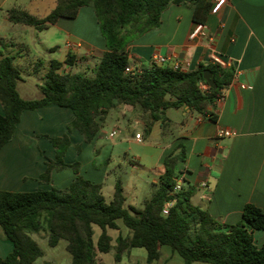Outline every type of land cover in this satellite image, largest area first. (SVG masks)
<instances>
[{"label":"trees","instance_id":"16d2710c","mask_svg":"<svg viewBox=\"0 0 264 264\" xmlns=\"http://www.w3.org/2000/svg\"><path fill=\"white\" fill-rule=\"evenodd\" d=\"M186 5L193 9L194 22L205 23L212 8L211 0H55L49 14L39 17L25 8L12 7L8 19L16 23L47 28L59 18L74 19L83 6L94 9L105 38L106 50L93 68L61 71L64 63L74 66L77 56L69 52L64 62L52 59L40 86L43 96L23 98L17 88L21 78L14 56L0 50V150L14 136L23 111L47 104L68 107L74 118L68 129H77L86 142H92L100 129V119L117 104L139 107L151 122L162 120L170 108L188 106L203 116L216 119L210 107L223 97L224 90L234 80L233 65L221 66L209 62L195 69L182 70L173 65L153 62L138 67L129 55V44L144 32L161 23V15L170 5ZM43 65H34L38 73ZM131 67V71L126 68ZM210 69L216 83L213 88L203 77ZM206 83V90L200 83ZM56 159L47 158V169L41 180L48 182L54 170L71 168L75 178L66 188L52 187L33 191L0 189V235L13 244L0 264H34L45 250L34 238L40 234L48 244L57 246L66 240L72 264H102L100 253L114 249L120 262L125 253L135 247L147 251V264H155L162 256L161 247L168 245L177 252L184 264H264V245L254 240L255 230L264 229V210L253 203L245 204L242 219L227 223L215 218L207 209L194 205L192 188L176 189L178 163L185 159L180 144L164 159L165 171L159 176L157 188L142 207L126 204L120 178L108 200L102 183L80 174L78 161L66 163L64 156L71 146L68 134L49 136ZM78 151L80 146L77 145ZM174 201L168 213L164 207ZM121 219L131 231L119 234L116 244L108 229H118ZM94 226L101 228L97 239Z\"/></svg>","mask_w":264,"mask_h":264},{"label":"crops","instance_id":"0c3cea01","mask_svg":"<svg viewBox=\"0 0 264 264\" xmlns=\"http://www.w3.org/2000/svg\"><path fill=\"white\" fill-rule=\"evenodd\" d=\"M211 1L213 3L214 0ZM52 6H55V0H0V50L4 55L14 56V63L21 71L17 88L25 99L43 96L40 88L43 76L50 61L56 59L60 43H64L65 56L59 61L64 62L71 52L77 56L75 65H78L82 59L80 55L85 54L83 57H88L86 68L96 66L106 50L105 38L100 33V25L91 6H83L74 19L61 17L42 30L8 19V10L12 7L25 8L34 15L44 17L43 13H39L40 10L43 7L48 10ZM84 13L96 23L93 26L94 35L78 30L76 21ZM193 16V9L186 5H170L163 11L158 27L130 42L129 55L134 65H147L152 62L154 53H160L169 57L166 64L190 61V69H195L199 64L209 63L212 53L217 52L234 66V80L225 88L223 97L210 107L216 119L184 106L170 108L175 112L168 109L164 119L151 122L149 115L140 112L137 107H126L123 104L113 107H122L119 114L123 119L130 117L135 123L144 126L143 133L130 131L131 138L127 140L129 151L133 152L131 143H139L135 138L137 133L142 134L143 141L148 134L150 138L157 131L161 135L155 142L158 152L153 163L149 162L150 156L147 154L138 155L133 152L130 158L126 153L135 169L137 162L139 165L142 162V173H153L152 187L145 189L134 175L128 177L127 181L121 178V181L126 204L142 207L144 201L156 190L159 176L165 171V157L183 144L185 159L178 163L177 182L180 187L192 188L190 201L194 205L207 209L220 221L237 223L242 219L243 208L247 203H253L264 210V0H227L218 13L210 12L205 23L214 36L212 44L202 39L189 38L195 24ZM68 43H80L81 46L72 49L67 46ZM41 59L42 68L36 73L34 65ZM74 66L64 63L60 70L79 71ZM110 111L100 119V129L91 144L85 141L77 129H68V123L74 118V112L68 107L47 104L23 111L13 138L0 150V189L33 191L69 186L76 175L67 168L54 170L48 182L41 180V174L47 169V158L56 159V150L44 135L55 137L68 134L71 146L64 161L73 163L80 159V173L87 171V179L102 183L104 195L109 200L114 193L115 183L108 184L107 176L101 175L96 169L91 171L89 163L92 158L85 163L84 157L100 136L109 135L113 138L118 131L123 130L120 126H114L110 132L104 130ZM220 129L235 133L218 137ZM113 130H116V134L112 136ZM122 141L116 145L123 147ZM77 145H81V151H78ZM147 145L153 144L149 142ZM114 151L115 146L112 148ZM118 224L119 228L113 229L118 231L117 236L114 237L108 229L113 244H116L119 234L128 235L131 232L129 230L124 233L121 224ZM254 240L258 246L264 245V229L255 230ZM12 249V242L0 235V257L6 256ZM133 249L125 253L116 264H122L125 255L130 258ZM161 250L159 261L171 264L169 260L175 259L176 264H184L183 258L170 246L163 245ZM102 254H99V258L104 264Z\"/></svg>","mask_w":264,"mask_h":264},{"label":"rangeland","instance_id":"374dc122","mask_svg":"<svg viewBox=\"0 0 264 264\" xmlns=\"http://www.w3.org/2000/svg\"><path fill=\"white\" fill-rule=\"evenodd\" d=\"M44 8L46 7H43L39 13H43V15L46 16L47 14L51 12L54 6H52L48 10H44ZM76 23H77V27L79 31L86 32V33H92L93 35L95 34L93 30V26L96 23H94V21L90 18V16L87 13H84L83 15H81V17L77 19ZM100 33H101V29H100ZM60 47H59L60 49L58 48L56 51V54H55L56 59H62L65 56L63 42L60 43ZM82 52H84V50H82ZM80 56H82L81 57L82 59H80L81 61L78 62V65L74 66L75 70H77V68L79 70L86 69V65H88V62L86 61L88 57L84 58L83 56H85V54H81ZM91 64H94V63H91ZM123 106L127 107L128 105L123 104ZM136 109L142 112V110L139 107H137ZM121 110H122V107L111 109L107 117V121L104 125V130L107 132H110L114 126H120L123 128V130L118 131V133L113 138L109 137V135L100 136V138H98V140L95 143H92L91 145L92 150H89L88 152L85 153L84 161L86 163V161H90V159L92 158L91 163H89L90 170L92 171L96 169V171H99L101 175L107 176L108 184L115 183V181L118 178L120 179L124 178L127 181L129 179L128 177L134 175V178L137 180V182L138 181L142 182L143 187L145 189H149L152 187L153 173L152 174L142 173L143 172L142 169H144L142 167V164H143L142 162H140V165H139V162H137L138 164H136L137 167L135 169L133 167L134 165L129 162V158H127L129 156H127L126 153L128 152V154L130 155V158L133 152L137 153L138 155L147 154L148 156H150L149 162L153 163L156 159V152H158V147L155 145L156 144L155 142L158 141V139H160L161 135L157 131V132H154L150 138L148 134L143 142L138 141L139 143H131L134 148H133V152L129 151L127 149L128 147L127 140H130L131 138V136L129 135L130 131L132 132L138 131V132L143 133L144 126L142 124L135 123V120L131 119L130 117L128 119H123L119 114ZM170 112H175V111L174 109H170ZM128 121L130 122L128 123ZM120 141L123 142V147H118L116 145V143L118 144L120 143ZM149 142L152 143L153 145L152 146L147 145V143ZM88 143L91 144V142H88ZM79 146H80L79 151H81V145ZM114 146H115V151L112 152V148ZM111 152H112V157H111ZM110 158L111 160H109ZM77 161L80 163L79 165V171H80V169L82 168L81 167L82 161L80 159H78ZM67 169H71V168H67ZM86 172H83V174L81 173L80 174L86 178V175H87ZM118 222L121 224L123 232L127 233V231H129V228L124 225L121 219H119ZM100 231H101V228L99 226H95L94 238L98 237V235L100 234ZM109 232L114 237L117 236L118 234V231L113 230V229H110ZM34 236H35L34 238L41 244V246L45 250V255L38 258L34 264H46V263L48 264L50 263L52 264H72L71 255L66 249V244H67L66 240H61L57 246L52 247L48 244L47 238L43 239V236L40 234H36ZM133 250L134 251L130 258L128 255H125L122 264H147L146 249L143 247H135ZM177 256H178V259L182 261L181 257H179V255ZM102 257H103L102 259L104 261V264H116V261L114 259V250H112L109 253H103ZM169 261L171 262V264H176L175 259L173 260L171 259ZM155 264H165V263L162 260L160 261L158 260L155 262ZM195 264H210V263L196 262Z\"/></svg>","mask_w":264,"mask_h":264},{"label":"built area","instance_id":"2783aa9c","mask_svg":"<svg viewBox=\"0 0 264 264\" xmlns=\"http://www.w3.org/2000/svg\"><path fill=\"white\" fill-rule=\"evenodd\" d=\"M227 3V0H214L213 4H212V8H211V13L216 14L218 13L222 7ZM189 38L191 40H196V39H202L205 40L206 42H208L209 44H212L214 42V36L210 33L208 26L206 23H202V22H198L194 24V27L192 29V31L189 34ZM68 47L75 49L76 47H80L81 44L80 43H68L67 44ZM169 57L168 56H164L160 53H154L152 55L151 61L155 64L158 65H164L168 62ZM210 62L213 63H217L221 66H230L231 63L226 60L223 56H221L220 54H218L217 52H213L211 55V59ZM175 68H179L182 70H191L190 69V61H176V63L173 65ZM127 71H131L132 68L128 67L126 68ZM209 87L208 84L206 83H200V88L203 90H206ZM221 99V98H220ZM235 132L232 130H226V129H220L217 132V136L218 137H222V136H230L233 135ZM116 134V130H113L111 132V135H115ZM135 138L139 141L142 142L143 141V136L141 133H137L135 135ZM181 187L179 184H177L176 189L179 190ZM174 204V201H168L164 207V213H168L169 208Z\"/></svg>","mask_w":264,"mask_h":264},{"label":"water","instance_id":"95a60500","mask_svg":"<svg viewBox=\"0 0 264 264\" xmlns=\"http://www.w3.org/2000/svg\"><path fill=\"white\" fill-rule=\"evenodd\" d=\"M203 77L209 83V85L211 87H213V88L216 87V83H215L214 79L212 78V72L210 69H204Z\"/></svg>","mask_w":264,"mask_h":264}]
</instances>
